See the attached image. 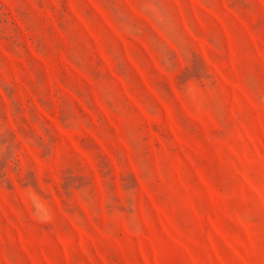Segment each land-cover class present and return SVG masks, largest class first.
Masks as SVG:
<instances>
[{"label": "rangeland", "instance_id": "obj_1", "mask_svg": "<svg viewBox=\"0 0 264 264\" xmlns=\"http://www.w3.org/2000/svg\"><path fill=\"white\" fill-rule=\"evenodd\" d=\"M0 264H264V0H0Z\"/></svg>", "mask_w": 264, "mask_h": 264}]
</instances>
